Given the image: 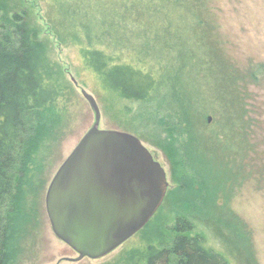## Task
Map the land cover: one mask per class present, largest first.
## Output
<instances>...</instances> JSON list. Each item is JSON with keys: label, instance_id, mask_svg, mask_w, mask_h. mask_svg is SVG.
Returning a JSON list of instances; mask_svg holds the SVG:
<instances>
[{"label": "rangeland", "instance_id": "1", "mask_svg": "<svg viewBox=\"0 0 264 264\" xmlns=\"http://www.w3.org/2000/svg\"><path fill=\"white\" fill-rule=\"evenodd\" d=\"M208 3L201 7V17L208 25L204 26L200 39L191 30L194 21L176 19L174 31L183 28V34L172 39V43L169 41L166 48H156L140 40L144 38L134 43L152 47L149 57L154 62L163 60V67L175 65L178 71L182 69L180 75L189 86V96L206 107L204 120L196 124L199 130L196 142L201 145L206 142L209 149L199 154L203 160L210 158L214 163V180L207 183L213 193L210 194L207 186L205 195L220 200L224 206L217 211L215 220L209 207L197 203L204 197L202 193L191 196L177 184L182 167L171 150V138L162 127L161 112L167 104L161 96L145 103L119 101L109 96L84 65L78 47L57 35L49 0H0V17L19 16L27 20L37 30V39L46 45L62 79L72 88L68 132L50 163L48 186L94 123L92 108L82 91L92 95L100 107L99 129L127 132L140 139L163 166L169 185L161 210L150 227L105 258H85L81 262L75 261L78 254L53 233L46 213L47 186L40 201L41 226L34 240L23 244L20 264H136L131 258L144 246L163 247L172 242L178 217L186 218L207 247L224 253L230 264H264V0H209ZM159 51L162 54L157 56ZM152 52H156L155 56ZM231 95L237 100L240 96L242 105L228 117L215 108ZM223 124L236 126L230 133L229 150L225 149L228 143L222 133ZM205 177L201 173L199 180L203 183Z\"/></svg>", "mask_w": 264, "mask_h": 264}, {"label": "trees", "instance_id": "2", "mask_svg": "<svg viewBox=\"0 0 264 264\" xmlns=\"http://www.w3.org/2000/svg\"><path fill=\"white\" fill-rule=\"evenodd\" d=\"M208 1L49 0L57 35L78 47L84 65L106 94L138 103L161 96L167 104L161 112L162 127L182 167L177 184L190 195L202 193L204 197L197 203L209 207L214 218L224 207L220 200L205 195L208 187L213 193L207 183L214 180V163L199 154L209 149L206 142H196V124L204 120L206 107L189 96V86L180 75L182 69L163 67V60L154 62L149 57L152 47L134 43L144 38L140 40L166 48L169 41L183 34V28L174 31L176 19L194 21L191 30L200 39L208 25L201 17V7L209 5ZM0 22V264H20L23 244L34 240L41 226L40 201L48 186L50 163L68 132L72 88L62 79L46 45L37 39V30L27 20L1 16ZM162 90L167 93L162 94ZM223 101L215 110L228 117L242 105L240 96L237 100L231 95ZM235 128L223 124L228 143L225 149H230L228 141ZM201 173L206 176L203 183ZM173 231L172 242L163 247L146 245L133 254L131 262L230 264L224 253L207 247L186 218L178 217Z\"/></svg>", "mask_w": 264, "mask_h": 264}, {"label": "water", "instance_id": "3", "mask_svg": "<svg viewBox=\"0 0 264 264\" xmlns=\"http://www.w3.org/2000/svg\"><path fill=\"white\" fill-rule=\"evenodd\" d=\"M82 95L94 123L55 173L45 197L53 233L78 254L76 262L105 258L139 234L169 189L167 173L142 141L99 129L100 107L92 95Z\"/></svg>", "mask_w": 264, "mask_h": 264}]
</instances>
